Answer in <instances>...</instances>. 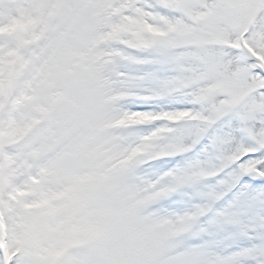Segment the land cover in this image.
<instances>
[{
    "label": "snow or ice",
    "instance_id": "1",
    "mask_svg": "<svg viewBox=\"0 0 264 264\" xmlns=\"http://www.w3.org/2000/svg\"><path fill=\"white\" fill-rule=\"evenodd\" d=\"M0 264H264V0H0Z\"/></svg>",
    "mask_w": 264,
    "mask_h": 264
}]
</instances>
